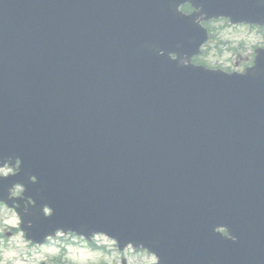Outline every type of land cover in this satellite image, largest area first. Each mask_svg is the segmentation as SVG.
<instances>
[{
  "label": "water",
  "instance_id": "95a60500",
  "mask_svg": "<svg viewBox=\"0 0 264 264\" xmlns=\"http://www.w3.org/2000/svg\"><path fill=\"white\" fill-rule=\"evenodd\" d=\"M202 16L264 25V0H0V162L51 232L264 264V50L243 75L192 65Z\"/></svg>",
  "mask_w": 264,
  "mask_h": 264
},
{
  "label": "rangeland",
  "instance_id": "374dc122",
  "mask_svg": "<svg viewBox=\"0 0 264 264\" xmlns=\"http://www.w3.org/2000/svg\"><path fill=\"white\" fill-rule=\"evenodd\" d=\"M209 27L213 31L214 38L205 47L207 53L205 56L202 54V60L206 61L210 68L243 71L250 66L255 49L264 47L263 30L251 29L247 26H230L225 20L210 22ZM5 219L7 224H15L14 218L6 217ZM10 241L17 243L24 253H34V258L30 259L27 255L17 253L6 242L0 241V253H2L0 264H52L49 258L56 259L60 256L57 244H51L44 249L32 250L22 244L20 237ZM95 243L101 250L93 252L90 248H86L84 243L68 247L66 249L68 254L64 257L63 262L70 264H122V259L126 258L128 264H156V259L146 252L133 249L119 252L115 243L104 237H97ZM21 256L27 257L28 263L21 259Z\"/></svg>",
  "mask_w": 264,
  "mask_h": 264
}]
</instances>
